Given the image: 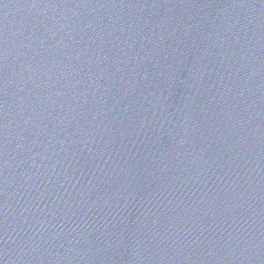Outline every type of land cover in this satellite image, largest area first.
Instances as JSON below:
<instances>
[{
  "label": "water",
  "instance_id": "water-1",
  "mask_svg": "<svg viewBox=\"0 0 264 264\" xmlns=\"http://www.w3.org/2000/svg\"><path fill=\"white\" fill-rule=\"evenodd\" d=\"M0 264H264V0H0Z\"/></svg>",
  "mask_w": 264,
  "mask_h": 264
}]
</instances>
